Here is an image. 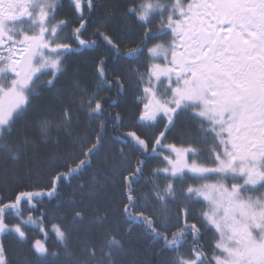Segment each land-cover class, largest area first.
<instances>
[{
    "label": "snow or ice",
    "instance_id": "6c2138e0",
    "mask_svg": "<svg viewBox=\"0 0 264 264\" xmlns=\"http://www.w3.org/2000/svg\"><path fill=\"white\" fill-rule=\"evenodd\" d=\"M69 2L61 18L60 0H0V157L29 158L36 141L17 125L43 92L56 99L36 121L56 149L33 152L27 180L0 173V235L30 241L16 264H153L147 251L158 264H264V0ZM74 56L91 60L87 79L69 73ZM182 117L196 134L178 144ZM106 183L111 209L89 199ZM134 230L144 252L126 246ZM0 264H13L2 241Z\"/></svg>",
    "mask_w": 264,
    "mask_h": 264
},
{
    "label": "trees",
    "instance_id": "16d2710c",
    "mask_svg": "<svg viewBox=\"0 0 264 264\" xmlns=\"http://www.w3.org/2000/svg\"><path fill=\"white\" fill-rule=\"evenodd\" d=\"M96 2L101 6V10H104L108 7H111L114 4L122 3L123 0H96ZM61 8H60V17L63 18L65 16L71 18L73 15V8L69 0H60ZM91 54H89L90 56ZM79 66V74L81 78L87 79L92 72V63L90 59H85L83 57L74 56L69 59V73L71 74L72 68L74 66ZM119 72L126 76L128 75V66L125 64H120L117 66ZM47 79V77H44ZM63 79V78H62ZM126 83H130L129 80L126 79ZM133 95L131 93V89L128 92L123 94V98L121 100V111H124L126 114H129L135 109V105L133 103ZM56 105V99L52 93L43 92V94L32 101V107L30 108L26 117H24L17 125V127L21 130L17 135H23L28 137L29 139H34L36 141L35 148L29 147L27 149L29 153V158L26 159L23 154H21V158L19 162H14L10 159L5 160L3 157H0V173H3L7 170L9 176L15 173L16 177L20 180H27L31 175V155L33 152L39 156L40 158L47 157L51 152H53L57 146L51 144H43L40 142L39 133H38V125H37V117L45 112L50 107ZM84 123L83 114H81V124ZM112 130L109 129V135H112ZM196 134L195 123L191 119L182 117L177 122V127L173 129L172 133H170V139H174L178 144L182 140H186L189 136H193ZM117 144H114L113 151H115V147ZM60 147H63V143ZM156 161H152L150 166H154ZM84 179L87 178V173H85ZM32 179L35 181L37 178L32 176ZM79 182V179H73L70 184H66L62 189L61 200L65 207H70V202L68 197L75 196L77 200H79V193L76 191V185ZM163 183V181H161ZM178 188L181 185H177ZM115 193V189L113 188L111 183H106L103 188L98 189L91 197L90 200L93 201L95 205H99L101 208H109L111 209L114 205L112 203L113 196ZM55 205V201H52L49 205L50 207ZM200 205L197 204L196 207ZM63 210V209H61ZM25 228L28 230L29 236H35L36 232L32 229L31 225H26ZM138 230H134L131 236L126 239L127 244H132L135 247L139 248L142 252L147 248L146 241L137 239ZM84 233L81 231L77 236L74 234V243L73 249L78 252V243L75 241L78 240L79 236H83ZM0 241L3 242L5 248L7 249L9 257L12 259L13 264H16L18 259V254L24 252L30 243H20L18 242V237L14 233L12 234H4L1 236ZM56 240L54 236H50L47 240V244L50 249L56 246ZM144 259L153 261V264H158L159 259L152 255V251H147L144 255Z\"/></svg>",
    "mask_w": 264,
    "mask_h": 264
},
{
    "label": "rangeland",
    "instance_id": "374dc122",
    "mask_svg": "<svg viewBox=\"0 0 264 264\" xmlns=\"http://www.w3.org/2000/svg\"><path fill=\"white\" fill-rule=\"evenodd\" d=\"M1 236H2V235H0V239H1Z\"/></svg>",
    "mask_w": 264,
    "mask_h": 264
}]
</instances>
